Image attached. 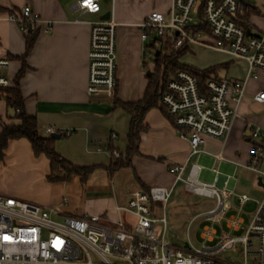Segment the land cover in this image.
<instances>
[{
	"label": "crops",
	"instance_id": "0c3cea01",
	"mask_svg": "<svg viewBox=\"0 0 264 264\" xmlns=\"http://www.w3.org/2000/svg\"><path fill=\"white\" fill-rule=\"evenodd\" d=\"M75 2L0 0V57L11 59L7 72L14 86L23 65L18 56L26 51V36L17 22L10 18V14L21 12L26 5L31 6L43 20L36 25L37 40L26 58L28 68L20 80L26 111L36 117L44 133L52 127L57 133L63 134L55 141V149L59 154L76 165L96 168L86 182L79 176L68 182H51L47 178L50 172L49 159L44 155L36 156L27 139L11 140L0 163L10 158L14 160L17 169L30 177L31 193L16 192L0 185V194L55 207L61 214H100L111 221L121 218L133 221L132 216L119 211L117 206L127 203L136 189L173 187L166 209L169 229L167 238L171 237L168 239L170 243L175 236L184 238L182 244L175 243L178 246H211L217 242L223 230L233 234L241 233L243 228L231 229L227 222L226 228L221 231L209 223L204 224L200 230L194 228L195 216L191 212L196 207L195 203L188 198L183 185L175 183L176 178L170 172V167L187 164L188 170L191 163L197 161L205 167L202 177L209 181L213 180V169L223 173L222 179L225 178L224 174H234L235 179L237 169L244 167L250 159L252 144L249 137L252 128L264 127V113L259 112H264V103L253 100V95L264 88V71L259 73L258 78L249 79L247 97L237 107L227 138L206 137L200 146L201 152L190 157L188 138L181 134V129L173 123L168 112L166 114L161 107H154L145 117L147 130L141 135L140 155L132 158L130 167L109 176L106 167L114 158L108 147L118 150L120 154L126 152L131 122L126 111L115 107V100H142L149 84L148 71L153 72L155 69L152 65L145 68L139 24L153 11L167 12L173 0H113L111 10H107L100 0L101 12L85 13L82 16L75 10ZM108 11L112 12L118 24L117 84L115 92L111 94L103 88L96 92L89 90L91 22L101 19ZM255 18L257 16L251 17V21L254 22ZM49 24L51 30L47 29ZM203 49L215 52L212 56L214 60L209 65L202 67L187 61ZM188 50L181 62L197 69L230 63L228 68H221L213 77L243 79L248 73V62L228 52L198 43L190 45ZM17 123L18 119L9 117L7 102L0 99V132L2 125ZM113 133L117 136L113 137ZM101 143L106 145L102 146ZM0 168L3 169V166ZM233 184L231 182L230 185ZM259 186L262 192L251 189L249 193L238 191L235 186L236 194H247L253 200H258L264 194L263 186ZM237 195L232 199L239 208L242 206V210L248 211L254 206L252 202L242 205ZM208 229L213 234L207 238Z\"/></svg>",
	"mask_w": 264,
	"mask_h": 264
},
{
	"label": "built area",
	"instance_id": "2783aa9c",
	"mask_svg": "<svg viewBox=\"0 0 264 264\" xmlns=\"http://www.w3.org/2000/svg\"><path fill=\"white\" fill-rule=\"evenodd\" d=\"M74 8L81 16L102 9L100 0H76ZM255 8L259 13L248 16L240 0L200 3L173 0L167 12L153 11L139 24L145 68L155 66L160 54L179 51L194 43L248 62L245 78L213 77L204 88L187 70L177 71L168 80L161 101L181 134L188 138L190 157L201 152L206 137H228L237 107L247 97L249 79L258 78L264 71V6L255 4ZM253 16L261 17L263 25L252 22ZM10 18L23 33L35 30L43 20L29 5L19 13L12 12ZM117 25L112 12L109 19L91 22L90 92L99 88L108 94L115 92L119 59ZM47 29H52L51 24ZM10 63V58L0 57V89L13 86L7 72ZM253 100L264 103V88L253 95ZM46 131L56 132L52 127ZM249 141L252 153L243 166L256 173L264 188V127L254 126ZM111 155L117 159L120 152L113 150ZM204 169L194 161L188 170L187 164H180L171 166L170 172L175 175V183H181L186 192L215 199L207 219L220 222L226 218L231 229L243 228L244 233L223 230L211 246L170 243L166 209L173 187L136 189L127 203L117 206L133 221L123 218L111 221L100 214H61L55 207L0 194V264H264V194L258 200L247 194L237 195L234 174H224L222 179L223 173L213 169L214 177L209 181L202 177ZM235 195L242 205L254 204L247 211L250 222L246 226L241 215L229 214ZM158 224L161 230H157ZM212 234L211 230L206 231L207 238ZM229 251L237 254L235 259H222L220 255Z\"/></svg>",
	"mask_w": 264,
	"mask_h": 264
},
{
	"label": "trees",
	"instance_id": "16d2710c",
	"mask_svg": "<svg viewBox=\"0 0 264 264\" xmlns=\"http://www.w3.org/2000/svg\"><path fill=\"white\" fill-rule=\"evenodd\" d=\"M248 1V0H247ZM249 2V1H248ZM247 15L259 13L255 8V3L249 2L246 6ZM26 36V51L23 55L18 56L23 61V65L15 79V85L0 89V99H4L9 108V117L19 120L17 124H4L0 132V161L5 157L11 140L27 139L32 146L36 156L44 155L49 159L50 172L47 178L51 182H68L75 176H79L83 182H86L95 170V166H79L64 158L55 149L54 138L49 133H44L35 116L27 113L25 108V99L21 93L20 80L24 76L28 65L26 58L33 49L37 40V30H28L24 33ZM188 48L179 51H172L166 54H160L156 61L155 69L149 76V84L142 100L137 102H122L118 98L115 100V107L122 108L130 117V127L128 132V146L124 154L114 159L106 167L109 176H113L118 170L130 167L132 158L140 155L141 135L147 130L145 117L148 111L154 107H161L167 114V109L161 101V95L170 77L179 70H187L194 74L202 88L213 75L221 68H228L230 63L214 65L205 69H197L181 62V58L188 52ZM216 78V77H214ZM170 116V115H169ZM172 119V117L170 116ZM173 121V119H172ZM174 123V122H173ZM112 152L114 148L108 147ZM148 190V188H145Z\"/></svg>",
	"mask_w": 264,
	"mask_h": 264
},
{
	"label": "rangeland",
	"instance_id": "374dc122",
	"mask_svg": "<svg viewBox=\"0 0 264 264\" xmlns=\"http://www.w3.org/2000/svg\"><path fill=\"white\" fill-rule=\"evenodd\" d=\"M102 3L106 6L107 10H111L113 5V0H101ZM251 3H258L260 6H264V0H248ZM201 0H199V3ZM254 23L262 26L263 25V19L259 16L254 19ZM214 51L210 49H203L198 50L196 54H193L190 56V58L187 59V61L190 64H195L198 66H207L214 60ZM263 79V78H262ZM260 113H264L263 111H259ZM258 112V113H259ZM3 166V169L0 168V185H4L8 189L15 190L16 192H25L24 194H30V177L27 174H24L19 169H17L14 160L8 159L4 163H0ZM235 179L237 181V190L242 192L249 193L251 189H256L257 191H261L262 187L258 184V177L255 172L245 168L240 167L235 172ZM262 192V191H261ZM259 194L256 195L258 198ZM188 198L193 200L195 203V208L191 212L193 216H195L194 219V228L197 230H200L204 224H211L216 226L220 231L223 228H226V218H224L222 221L217 222L213 221V219L206 220L205 216L207 212L213 208L216 204L215 199L207 198L203 196H199L196 194L188 193ZM236 213L238 215H241V217L244 218V226H246L250 222V215L247 211L242 210L240 211V208L238 205H236L232 199V208L230 210L229 214ZM157 230H160V225H157ZM244 231V230H243ZM238 233L242 234L244 232ZM167 239H171V237L168 236ZM172 244L175 245V243L182 244L184 241V238H176L174 236ZM199 245V244H197ZM222 259H231L234 260L235 256H237L236 253L229 251L224 252L221 255Z\"/></svg>",
	"mask_w": 264,
	"mask_h": 264
},
{
	"label": "water",
	"instance_id": "95a60500",
	"mask_svg": "<svg viewBox=\"0 0 264 264\" xmlns=\"http://www.w3.org/2000/svg\"><path fill=\"white\" fill-rule=\"evenodd\" d=\"M245 6H248L249 2L247 0H240ZM111 17V11H108L106 12L103 16H102V19H109ZM247 33L249 34L250 33V30L247 31ZM159 51L156 52V55L158 56L159 55ZM148 75L151 76L152 75V72L151 70L148 71ZM62 133H57V132H53L51 134V136H53L54 138H61L62 137ZM260 143V142H258ZM101 145H106V144H103L101 143ZM264 145V144H262ZM258 182H259V185H262L263 186V182L261 181V179H258Z\"/></svg>",
	"mask_w": 264,
	"mask_h": 264
}]
</instances>
